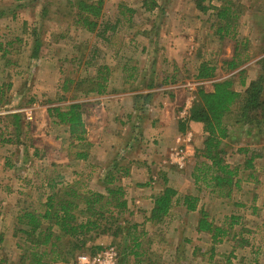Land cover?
Listing matches in <instances>:
<instances>
[{
	"label": "rangeland",
	"instance_id": "rangeland-1",
	"mask_svg": "<svg viewBox=\"0 0 264 264\" xmlns=\"http://www.w3.org/2000/svg\"><path fill=\"white\" fill-rule=\"evenodd\" d=\"M78 1L27 0L15 3L13 0H0V9L5 8L16 14V18L6 17L0 20V44L4 46L0 51V85L3 82L12 86L10 89L8 87L4 89L3 99L6 102L2 107L4 106L7 111L26 109L32 117L31 121L26 120V112L21 110L22 113L19 114L23 115L24 119L21 122L20 133L11 128V132L8 130L6 132L11 135L5 137L6 140L19 142L4 146L0 144V262L5 260L6 263L16 264L18 261L20 242L14 237L16 218L26 207L31 210L40 208V201H45L49 192L44 189L47 178L60 175L63 176L62 185H74L78 182L81 187L83 183L84 186L88 185V189L106 194L100 185L98 175L114 167L115 154H119V150L116 153V149H122L127 140L121 133L115 145L112 147L108 145L112 149L108 152L103 151L102 147L106 145L102 146L100 128L88 129V141L90 140L89 143L94 144L95 148L92 145L88 150L90 162L77 161L76 153L86 149L72 147L65 132L66 128L54 125L48 109L63 108L73 103L84 104L83 113L87 120L91 116H100V102L97 100L100 96H93L96 98L93 99L92 96L85 98L81 93L78 95L75 93L77 97L72 100L74 93L70 92L65 96L66 100H59L57 95L61 91L59 87L66 79L78 82L94 77L96 69L102 66L112 72L109 78L112 87L121 74L124 80L145 72L148 74L147 77H153L154 74L158 83L168 79L166 85L175 93L176 98L172 116H177L180 123L182 110L188 103L192 106L199 87L212 90L213 83L228 79L242 69H248L250 78L264 73V69L255 65V62L264 56L262 54L264 0L236 2L245 9L238 23L237 38L242 49L245 41L250 42L247 51H256L257 57L233 73L218 70L216 78L208 81H197L193 78L197 67L204 61H216L217 66L221 68L223 61L233 57L235 45L233 41L220 42L212 36L210 25L214 19L210 15L215 14L213 10L204 15L195 9L192 0H154L157 2V8L152 11L156 12L154 14L143 7L142 0H106L98 21L99 26L95 32L89 33L74 24V13L68 3L76 5ZM21 4L24 6L17 9ZM123 6L135 12L132 19L129 14L126 18L121 16ZM212 6H220V3L214 0ZM43 9L47 14L40 12ZM106 25H109L110 29L103 35ZM33 29L38 30V39L42 42L38 60H30ZM99 34L102 37H98ZM16 38L21 39V44L16 43ZM11 41L16 46L6 48V44ZM13 49H18L19 53L17 55L12 53ZM4 50L11 52L6 60L20 62L16 71L12 67L5 69L4 61L1 59L4 58ZM93 57L95 58L92 61ZM134 68L136 72L133 71ZM133 82L130 79L128 85L131 83L135 88ZM239 82L235 80V88L237 91H243L244 88ZM72 88L74 89L75 85ZM127 89L132 88L129 86ZM31 100L34 103L29 105ZM229 131L230 136L224 141L226 152L224 159L228 164L235 167L244 165L245 156L238 152L240 148H254L257 150L255 154L263 155V158L255 161V179L241 184L240 188L234 190L230 199L219 194H211L212 189H206L202 182L195 184L191 174L195 165L196 150L201 147L203 141V130L197 132L195 128H187L180 138L184 139L187 134H192L191 142L188 144L181 142L168 152L165 161L168 168L166 174L169 176L166 186L176 189L181 196L199 197L201 199L199 208H203L209 218L219 225L226 223L230 216L242 217L243 220L240 222L242 225L238 229L244 228L241 234L248 244L241 247H234L232 244L217 246L214 259L209 261L210 238L193 232L198 219L196 215L184 219L187 221V228L184 226L187 233L181 237L174 234L173 230L178 222V214L182 213V210L175 209L167 225L151 226L150 223H145L143 214L149 216L150 211L138 206L136 208V205L132 206L135 204L133 203L129 205L133 216L125 217L145 229L148 234V237L144 238L145 247L159 258V264H264V137L255 139L247 128L234 127ZM133 148L135 152L127 153V157L126 154H121L123 158L116 162L117 166H128L131 157L139 159L137 147ZM175 148H181L188 153L187 161L182 168L170 164V154ZM35 150L42 152L40 157L34 156ZM153 172H156V169ZM250 173V170L246 172L248 175ZM124 179L126 178H122L118 183L119 186L123 187L124 183L128 182ZM162 181L151 185L155 190L152 189L153 195L157 196L165 189ZM62 185L59 187H63ZM126 200L130 202V199ZM237 204L241 207H236ZM182 227L183 225L180 229H183ZM184 240H191L192 243L183 248ZM93 244L116 251L108 237L103 236ZM178 246L180 250L177 251ZM195 248H198V251L193 255ZM102 253L91 256L90 252L85 251L84 255L96 258ZM176 257L182 258L181 261L176 262Z\"/></svg>",
	"mask_w": 264,
	"mask_h": 264
},
{
	"label": "trees",
	"instance_id": "trees-1",
	"mask_svg": "<svg viewBox=\"0 0 264 264\" xmlns=\"http://www.w3.org/2000/svg\"><path fill=\"white\" fill-rule=\"evenodd\" d=\"M13 1L21 3L27 0ZM192 1L195 4V9L204 15L212 10L215 12L214 15H210L214 19L210 25L212 36L217 41H233L235 44L233 57L223 61L221 68L217 66L216 61L202 62L193 76L195 80H213L216 78L217 71L221 69L224 72L233 73L257 57L256 51H247L250 42L245 41L246 44L242 49L237 38L238 23L245 12L243 6L236 3L237 0H216L220 6H212L214 0ZM68 5L74 13L75 26L83 28L89 33L95 32L102 16L104 0L98 2L79 0L76 3L77 6L71 2ZM142 5L149 12L154 11L157 6L154 0H143ZM23 6L21 4L17 9ZM121 9H124L121 12L123 18L129 14L132 19L135 13L133 10L127 9L125 6ZM42 12L47 14L44 9ZM6 17L16 18V14L11 10L1 8L0 20ZM26 26L25 24V32ZM109 29V25H106L103 35ZM31 37L33 42L30 49V60H38L42 42H39L37 29H33ZM98 37H102V35L99 34ZM15 41L21 44V39L16 38ZM13 45L16 46L14 42H8L6 48ZM3 48L4 46L0 44V51ZM17 50L13 49L12 53L17 55L19 53ZM10 53L4 50V58L1 59L4 61L6 70L12 67L16 71L20 62L6 60ZM262 54H264V50ZM255 65L263 70L264 56L256 61ZM133 71L136 72V69L134 68ZM95 73L94 77L78 82L66 79L59 87L61 90L57 94L59 100H66L65 96L70 92L74 93V96L71 97L72 100L77 97L75 93L76 95L81 93L85 98L107 95L112 72L109 68L102 66L97 68ZM249 74L248 69H242L228 79L213 83L212 90L208 91L199 87L196 90L188 119L182 120L179 126L181 132L189 129L191 124L202 126L203 141L201 147L196 150L195 165L191 177L195 184L202 182L206 189H212L211 194H219L226 199H230L234 190L240 188L241 184L255 179V161L263 158L262 154H255L257 150L255 151L254 148L246 147L238 150L245 156L243 166H231L224 159L226 155L224 141L230 136V128H247L257 140L264 137V73L256 74L254 78H250ZM7 77L9 79L10 75ZM136 78V74L133 77H127L125 84L128 85L130 79L135 81ZM235 80L240 81L239 85L244 88L243 91L236 90ZM163 84H167V80H164ZM73 85H75L74 89L72 88ZM128 86H131V83ZM7 87L10 89L12 86L3 82L0 85L1 108H4L2 104L6 102L3 98L4 89ZM151 87H153L152 84H150ZM150 96L139 95L136 97L138 112L143 111L142 107L139 109L138 100L148 99ZM33 103L31 100L29 105ZM83 106L84 104L73 103L63 106V108H49L48 114L54 120V125L66 128L65 132L68 134V140L72 143V147L86 149L83 152H77L75 159L87 162L89 160L88 150L92 148V144L88 141ZM23 119V115L14 114L2 117L1 123L5 120L8 126L11 125L17 133H20ZM8 126L6 125L5 129L0 128V144L2 146L19 142L18 140H6L8 135H11L6 133ZM41 153V151L35 150L34 156L40 157ZM117 164L115 162L112 169L98 175L100 185L106 194L88 189V185L84 186L83 183L81 187L78 182L74 185H62L64 184L63 176L60 175L47 178L44 189L49 192L45 201H40L41 209L31 210L26 207L20 211L16 218L14 237L21 243H18L20 255L16 264H78V257L84 255L85 251L94 256L106 250L103 245L93 244L103 236L110 238L112 246L116 248L118 256L116 264H159V258L153 254L152 250L145 247L144 238L148 237L145 229L142 225L125 217L126 215L131 217L133 214L130 212L128 202L125 199V191L118 183L122 178L129 176L130 168L128 167L129 164L124 167H119ZM248 170L251 171L249 175L246 174ZM163 180L166 186L168 180ZM59 185L63 187H59ZM200 203L199 197L181 196L176 189L166 186L161 194L154 198L153 208L149 212V216L143 213L145 214V223L148 222L151 226L167 225L175 209H180L183 212L177 211L180 213L173 233L183 237L187 233V221L184 219L196 215L198 219L193 227V232L197 235H207L210 238L211 255L208 258L209 261L214 259L217 246L232 244L234 247H241L248 244L241 234L244 228L238 229L242 225L240 223L243 220L242 217L230 216L226 223L219 225L209 218L203 208H199ZM236 207L241 206L237 204ZM182 225L183 229H180ZM190 243H192L191 240H184L182 247L184 248ZM151 244L152 242L149 243V245ZM178 250H180L179 246ZM196 251L198 248L194 249L193 255ZM181 259L176 257V262H180ZM0 264L14 263H6L5 260H2Z\"/></svg>",
	"mask_w": 264,
	"mask_h": 264
},
{
	"label": "crops",
	"instance_id": "crops-1",
	"mask_svg": "<svg viewBox=\"0 0 264 264\" xmlns=\"http://www.w3.org/2000/svg\"><path fill=\"white\" fill-rule=\"evenodd\" d=\"M93 1L97 2L99 0ZM40 12H42V10ZM152 13L155 14L156 12ZM146 73L147 72L136 75L137 78L134 81L135 83L133 82L135 88L130 86L132 89H127L129 86L125 84L122 74L119 75L121 77H118L113 87L111 85L109 87L108 94L110 95L107 94L104 97L102 95V97L100 96L97 98L100 102V116H94L96 118L91 116L87 120L84 118V120L87 130L100 128L102 146L106 145V147H102L103 151L108 152L111 150L112 148L108 147V145H111V147L115 145V141H117L121 135H123V138H127L124 147L122 149H116V153L119 150V154H115L114 160L116 162H119L120 158H123L121 154H126L127 157V153H134L135 150L133 147H135V149L137 147V154H140V156L139 159L131 157L130 161L128 160L130 172L128 177H124L126 178L124 180L128 182L124 183L123 189H125L126 199H130V202L127 200L128 205L135 203L132 206L136 205V208L140 207L151 211L154 198L156 197V195L152 194L155 190L154 186L151 185H156L159 181H162V179H168L169 176L166 174L168 173L166 172L168 168L165 166L168 152L170 148L177 145L178 139L184 133L179 130L180 123L177 116H172V112H174L173 106L176 103V101L174 102L176 99L174 96L175 93L172 92L168 85H162L164 80L158 83L154 74H152L153 77H147L148 74ZM151 82L153 87L150 88ZM139 95H151L148 99L138 100L140 105L139 109L141 107L143 108L142 112H138L136 109V97ZM91 98H93V96ZM86 102L89 101L86 100ZM21 110L24 113L26 112V109ZM21 110L15 111H20V113H22ZM88 124L90 126H88ZM92 124L94 125L92 126ZM6 125L8 126V123L4 120L1 127L5 129ZM8 127L7 130L10 132L11 128L14 129L11 125ZM190 128L197 129V132L202 130V126L199 124H191ZM125 129H127V133H125ZM129 132H131L129 134L130 138L128 137ZM133 132L135 135H132L134 134ZM134 136L135 138H133ZM35 138H37V136ZM92 145L94 146V144ZM89 164L93 163L91 162ZM154 169H156V172H153ZM162 182L165 185L164 181ZM149 189L152 195L149 194ZM143 198L147 201L143 200Z\"/></svg>",
	"mask_w": 264,
	"mask_h": 264
},
{
	"label": "built area",
	"instance_id": "built-area-1",
	"mask_svg": "<svg viewBox=\"0 0 264 264\" xmlns=\"http://www.w3.org/2000/svg\"><path fill=\"white\" fill-rule=\"evenodd\" d=\"M191 103H188L185 108L182 110V113L180 114L181 120H187L189 116V112L191 110ZM20 113V111H7L4 108L0 107V127L2 126L1 118L10 114H17ZM26 119L31 121L32 117L29 113L26 112ZM192 139V134H187V136L184 139L179 138L177 141V144L179 145L181 142L183 143H190ZM188 158V153L183 151L181 148H175L171 154H170V164L176 165L179 168L184 167L186 161ZM117 259V253L114 249H109L103 252L101 255H98L96 258H89L85 255L78 257V264H116Z\"/></svg>",
	"mask_w": 264,
	"mask_h": 264
}]
</instances>
